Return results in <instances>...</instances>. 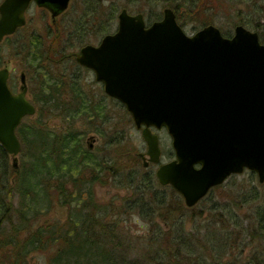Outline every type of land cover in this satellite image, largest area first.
<instances>
[{"label":"trees","instance_id":"16d2710c","mask_svg":"<svg viewBox=\"0 0 264 264\" xmlns=\"http://www.w3.org/2000/svg\"><path fill=\"white\" fill-rule=\"evenodd\" d=\"M246 1L79 0L68 21H53L43 33L30 34L28 45L18 49L28 62L23 73L33 81L28 95L36 111L16 128L19 166L10 165L13 157L0 146V256L15 264H26L32 252H50L47 264H264V183H257L252 171L231 175L187 208L179 194L159 185L150 173L138 178L134 162L132 169H126L128 194L121 207L95 202L93 185L100 181L102 169L84 139L89 132L104 137L111 126L103 127L112 120L84 93L79 74L67 70L70 66L87 73L75 63V52L113 32L121 10L143 14L148 25L162 19L155 9L169 7L179 26L180 13L186 12L196 16L202 27L216 20L215 14H206L210 8L226 16L231 11L236 14L229 18L234 15L233 22L262 34L264 0ZM223 35L232 37L228 32ZM8 85L12 90L17 82L9 77ZM50 122L56 124L50 128ZM69 180L70 190L66 189ZM52 190L57 196L51 199ZM13 193L19 198L16 209L9 203ZM53 202L67 205L74 214L62 224L46 222L33 229L43 216L39 206L46 204V212ZM132 214L148 227L133 239V249L118 225L120 215Z\"/></svg>","mask_w":264,"mask_h":264},{"label":"water","instance_id":"95a60500","mask_svg":"<svg viewBox=\"0 0 264 264\" xmlns=\"http://www.w3.org/2000/svg\"><path fill=\"white\" fill-rule=\"evenodd\" d=\"M71 0H2L0 41L26 24L32 4L52 21ZM146 25L142 14L121 10L116 31L97 45L74 54L80 67L94 74L106 96L120 102L142 140L145 167L161 158L158 136L165 130L174 158L155 171L159 185L170 186L183 204L194 207L231 175L245 171L264 182V45L243 25L225 37L214 25L186 35L171 9ZM19 92L0 70V146L17 166L21 144L16 128L35 114L27 96L26 77Z\"/></svg>","mask_w":264,"mask_h":264},{"label":"rangeland","instance_id":"374dc122","mask_svg":"<svg viewBox=\"0 0 264 264\" xmlns=\"http://www.w3.org/2000/svg\"><path fill=\"white\" fill-rule=\"evenodd\" d=\"M1 1L2 0H0V2ZM243 2H247V1L243 0ZM78 3L79 0H71L68 9L65 10L64 13L56 17L53 21H58L60 19H62V21H68L72 16L73 10L76 8V5ZM238 8L241 11L243 10L242 5L241 7L238 6ZM164 9L165 7L163 6L155 9V11L156 13L161 12V16H162ZM25 13H26L25 15L26 24L24 27H22L24 29H22L21 32H19L18 34L15 33L11 36L5 37L2 41H0V60H1L0 70L3 68H7L9 71L8 77H12L16 80L17 86H15L12 89L14 93L19 92L18 86H20L19 83L20 74L24 72L25 66L28 63L27 60L23 58L24 57L23 54H25V52L21 53L20 49H18L19 46L22 44L28 45L26 43H28L29 36L31 33L39 35L44 32V27L46 26V24L53 23L49 12L45 9H41L37 7L35 4H32ZM211 13L215 14L214 16L216 17L215 18L216 20L213 23H211V25L217 27L221 34L228 32L229 34L233 35L232 33L234 28L239 25V23H236V21L233 22L235 20L233 17L236 14L229 11V16L228 15L226 16L224 14H221L219 11L214 12L213 9L210 8L206 12V14L210 16ZM231 14L234 15L233 17H231V19H229ZM180 15L182 20L179 22V24L186 35L190 36L191 34L203 28L202 25H200L196 20L197 19L196 16H192L186 12H181ZM256 18H259V16H257ZM144 19L146 21L145 17ZM259 22H261V24L264 25V16L260 17ZM245 28L251 32L253 31L257 32L258 36L259 34H261V32L255 31L250 27H245ZM115 31H116V27L115 30L111 33H114ZM261 35L264 39V32ZM98 43L99 42L95 41L88 44L97 45ZM78 50L76 51V53L78 52ZM69 67L70 66L67 67L69 73L79 74L78 84L82 87L84 93L88 95L89 99L94 104L97 103L100 106H102V108H104L102 114L103 115L105 114L106 117H110L112 120V121L110 120L111 123L108 124V126L105 124V127H103V129L107 130L111 126L110 132L105 133L103 129H101L98 126L99 131H103L105 133L104 137L95 134L93 132H89L84 139V144L88 146L89 149H91L96 161L99 163L102 169V172L98 173V177L100 178L99 179L100 181L98 183L96 182L93 185V189L95 192V202H98L99 205L101 204L107 205L109 203H113L115 208L117 206L121 207L122 199L128 194L126 169L127 171L132 169L135 166L134 165L135 162L138 164L137 165L138 170L136 172L138 178L142 176L139 175L140 173L142 174L150 173V175H153V178H155L156 177L155 171L157 170V168L161 164H165V162H169L174 158V154L171 149L170 137L164 129L163 130L151 129V132L155 133L158 136L161 158L158 164L154 165L149 163L150 164L149 166L147 167L143 166L142 164L143 161L141 160L139 154H143L145 156V160L147 161L148 157L144 154L146 151V143H144V141L142 140L140 131H137L135 129V126L132 123L130 115H126V113H124L123 110L125 109L121 108L120 102L111 99L104 94L102 85L95 81L94 74L91 71L87 69V73H86V71L83 72L77 69L74 70V67L71 69ZM25 77H26L27 88L28 87L32 88L33 81L30 82L27 80V76ZM26 97H28L29 101H31V97H29L28 92ZM28 118L29 117H25L22 120L21 125L26 124ZM54 124L56 123L50 122L49 123L50 128ZM99 124H101V121H99ZM81 125H79L80 128H83ZM115 133L118 134V136ZM130 158H132L133 160H131ZM11 160L12 158L8 160L10 162V165H12ZM17 160H18L17 166H19L20 163L22 162V158L20 154L18 155ZM110 166H112L113 168H117V172H115L116 170L113 169L112 167L109 170ZM68 182L69 184L66 186V189L70 190L72 189V182L70 180ZM257 183H259L258 180ZM56 196H57V191L52 190L50 192V198L51 199L56 198ZM9 201H10L9 203L12 204V207L14 209L18 207L19 198L16 194L13 193ZM39 207H41L42 209L41 211L43 216L39 218L40 220H38V224H36L37 222L33 224L32 226L33 229H36L38 226L41 225L44 226L46 222H49L51 224L52 222L62 224L67 219V217H69L70 214H74L75 212V210H72V212L70 213L71 210H69V207H67V205L63 206L62 204H57L54 202L50 206V209L46 212H43L45 211L46 204L43 203ZM112 208L115 209L113 206ZM112 208H109L111 209L110 213H114L115 211V210L113 211ZM12 222H13L12 224L14 225L17 224V216L15 214H13ZM118 225L122 227V231H123L122 234L123 236H125L127 240H129L128 242L131 244L132 249H133V239H136L137 236L143 234V232L148 228L147 224L137 214H132V216H126V217L124 215H120V219L118 220ZM49 254L50 252L49 253L32 252L27 257L26 264H47V258ZM0 264H15V262L13 259H5L4 256H0Z\"/></svg>","mask_w":264,"mask_h":264},{"label":"flooded vegetation","instance_id":"af4514ba","mask_svg":"<svg viewBox=\"0 0 264 264\" xmlns=\"http://www.w3.org/2000/svg\"><path fill=\"white\" fill-rule=\"evenodd\" d=\"M100 84V83H99ZM27 92H28V90H27ZM91 148V147H90ZM142 160V159H141ZM142 164H143V162H142ZM150 164L148 163V166H149ZM143 166H144V164H143Z\"/></svg>","mask_w":264,"mask_h":264},{"label":"bare ground","instance_id":"6f19581e","mask_svg":"<svg viewBox=\"0 0 264 264\" xmlns=\"http://www.w3.org/2000/svg\"><path fill=\"white\" fill-rule=\"evenodd\" d=\"M21 151V150H20Z\"/></svg>","mask_w":264,"mask_h":264}]
</instances>
